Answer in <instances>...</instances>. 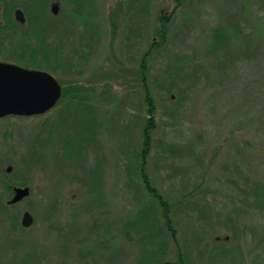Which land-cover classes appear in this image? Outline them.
<instances>
[{
    "label": "rangeland",
    "instance_id": "1",
    "mask_svg": "<svg viewBox=\"0 0 264 264\" xmlns=\"http://www.w3.org/2000/svg\"><path fill=\"white\" fill-rule=\"evenodd\" d=\"M256 2L248 5L247 12L256 21L246 15L252 22L246 34L258 42L264 38L260 11L264 5ZM242 3L183 0L173 18L167 47L160 52L156 49L147 63V85L157 122L147 171L164 197L179 198V190L199 178L206 206L202 231L204 236L211 234L214 264H264V258H257L259 241L264 237V209L260 212L239 201L232 203L231 196L241 198L239 184L243 182L230 165L237 159L248 178L264 182V90L260 85L264 86V69L258 70L253 58L239 63L232 57L226 62L223 59V67L217 69L214 64L220 53L209 55L214 31L230 26L222 10L235 14ZM147 4L148 0H85L76 14L72 0H62L59 18L38 8V32L16 31L0 41L1 55L25 65H51L63 87L79 85L87 90L83 96L89 99L84 108L69 102L73 95L68 100L62 95V101L44 115L0 121V177L23 178L32 192L8 207L13 193L9 195L4 179L0 181V206L8 207H0V264H24L31 251L34 255L27 264H139L142 257L150 262L137 239L155 234L163 224L159 215L158 222L154 219L159 204L147 196L139 175L134 174L139 161L136 152L149 116L139 72L143 56L156 40L158 15H171L176 4L174 0ZM82 34L95 41L88 53ZM128 36L133 46L130 52L126 50ZM228 37L232 38L228 47L237 51L242 44L240 36L231 30ZM181 66L187 73L209 77V85L203 84V90L186 107V103L177 102V88L172 100L163 96V87L170 84L168 73L178 75ZM218 92L224 98L214 117L209 114L208 100ZM129 99L133 105H124ZM91 130L96 131V144L85 156H77L73 143ZM187 141L189 147L181 156L163 153L164 146ZM65 150L73 157L68 158ZM33 154L39 163L32 160ZM197 155L205 164L203 168L196 165L200 160ZM98 163L104 222L94 219L96 209L84 208L86 196L80 184L90 167ZM176 210L172 209L171 217L177 235L166 259L175 261L179 248L195 263L194 228L185 230L186 211ZM235 210L246 212L237 215ZM25 212L34 218L29 228L22 225ZM15 217L22 229L10 227L9 221ZM229 218L238 222L233 230L228 226ZM105 222L110 223L108 230ZM19 240L27 246L19 247Z\"/></svg>",
    "mask_w": 264,
    "mask_h": 264
},
{
    "label": "trees",
    "instance_id": "2",
    "mask_svg": "<svg viewBox=\"0 0 264 264\" xmlns=\"http://www.w3.org/2000/svg\"><path fill=\"white\" fill-rule=\"evenodd\" d=\"M242 1V0H241ZM152 0H148L147 6L151 4ZM176 4V8L171 15H167L166 13H160L158 15V26L155 29V36L156 40L151 44L150 48L146 52V54L143 56L142 62H141V68H140V78L144 85V103L147 106V113L148 117L146 119V122L144 124V128L142 130L143 133V141L141 143V148L138 152H136V155L139 158L138 164L136 165L134 169V174L139 175L140 181L143 184V187L146 190L147 196L149 198H152L157 204H159V207L154 210V215L156 216L154 219L156 222H158V215L161 217V223L162 226H159V229L157 232L149 233L146 236H140L137 240L145 249L146 254L150 257V262L147 260L148 263L145 262L144 258L142 257L139 261V264H214V261L216 257L214 256V246L212 245L213 241L211 240V234L208 233L204 236V231H202L205 218V205L203 202L205 201V193L200 192L199 189V178H194V180L190 183L189 186L185 184V186L182 189L179 190L180 197L176 198L173 195H168V197H164L161 195L158 191V189L154 186L153 181L151 180L148 171H147V160L150 156L152 147H153V132L157 127V122L155 117V107L153 102V97L151 95V89L147 85V77L149 75V67L147 65L149 59L151 58L153 52L157 49L158 52L162 51L165 47H167V44L169 42V34L171 32V26L173 23V18L176 14L177 9H180L182 6L183 0H174ZM260 3V5H264V0H257L256 3ZM2 3L5 16L7 21L11 24V18L10 14H12L13 10L18 7H22L18 5L17 2L14 3H8V2H2L0 0V4ZM253 4V0H243V3L241 5L240 9H237L235 11V14L229 13V11L222 10L224 13L227 23L230 26H227L226 29L223 28H217L214 31L213 36V42L211 44V49L209 51V55L213 56L220 53V57H216L217 61L214 64L217 69L219 68V65L221 68L223 67V59L226 61H229V58H233L234 61L237 59L239 63H244L249 58H253L258 62V70L260 68L264 69V38L259 39L257 42L252 38L253 35H251L252 32H250V37L246 34V31H251L252 21H256V17H252L248 12L249 6ZM249 5V6H248ZM32 8V5H29ZM29 6L27 7V14L29 16V20L34 22V31L38 32L40 29V17H38L35 13L31 12V8ZM75 13H80V2L75 1ZM261 15L264 16V7H262ZM242 12H245L242 14ZM148 13V11H147ZM226 13V14H225ZM229 13V14H228ZM250 19H248L247 17ZM247 18V19H246ZM246 22V23H245ZM249 22V23H247ZM115 29H113V34L115 36ZM233 31L235 35H239L241 41H239L242 44H239V48L237 51H232L231 47H228V45L232 42V38L228 37L229 32ZM241 30L244 32L241 33ZM0 39H6L5 35L1 34ZM130 36L127 37V44H126V50L127 52H130L132 50V44L129 43ZM129 43V44H128ZM135 45V44H134ZM228 57V58H225ZM236 62V64H238ZM171 66V65H170ZM182 68L179 69L178 75H173V72L168 73V82L170 81V84L168 87H163V96L166 100H172L173 96L171 94L175 93L176 88L177 90V102L180 103V101L186 103L184 107L187 106L189 102L193 100L195 95L203 89H200V87L204 84L209 85V77L208 75L204 74L203 76H198L196 73H187L186 69L181 66ZM28 68L32 69H42L46 71H50L51 73L56 75L57 69L56 68H50L48 65H28ZM204 77V78H203ZM60 80V79H59ZM61 84L63 86V81H61ZM180 85H183L180 88ZM261 90H264V86L260 84ZM79 85H68V87H63V99L68 100V97L70 95H73L69 102L71 103H78L79 106L84 105V108H86L88 98H85L83 95L87 94L84 93L87 90L78 87ZM222 92V90H220ZM221 92H218L217 94L214 93V95H211L208 100L209 105V114L211 116L217 117V110L221 106L222 98H224V95H222ZM218 96V97H217ZM221 98V99H218ZM62 101V100H61ZM126 101V100H125ZM83 104V105H82ZM125 104L133 105L132 99H129ZM97 142L96 138V131L91 130L90 132H87L84 137H82L80 140H77L73 143V148H75L77 156L80 155L82 157V154L84 156L87 154L88 150L91 149V146L95 145ZM189 141L184 143H179V146H176L177 144L172 145H166L163 147V153L168 154L171 153L174 156L178 155L181 156L184 151L189 147ZM188 144V145H187ZM182 145V146H181ZM90 147V149H89ZM65 155L68 158H72L73 154L71 151L65 150ZM195 154V153H194ZM135 155V157H136ZM200 155V154H199ZM76 156V157H77ZM198 156V155H197ZM201 156V155H200ZM199 157V156H198ZM31 158L36 163L38 162V156L36 154L31 155ZM34 158V159H33ZM196 164L197 166L203 168L205 165L203 160L199 157ZM31 160V161H32ZM231 168L233 169L232 172L234 174H238L241 178V182H243V185H240V192H241V198L237 196H231L232 203L235 204V202L239 201L243 203L244 206L251 208L255 211H262L264 209V182L261 179L251 180L248 178L245 173L243 172L242 167L240 166V163L237 161V159H234L233 162L230 164ZM225 169H228V166L225 167ZM2 171V169L0 170ZM2 174V173H1ZM101 165L93 164L90 169L88 170L87 175L80 180V184L82 185V188L84 189V195L86 196V201L83 203L84 208L87 210L96 209L94 213V219H100L101 222H104V215H102V209L104 207V203L102 202L103 199V193L101 189ZM4 179V182H3ZM2 180V184L5 188V191L8 192L9 195H12L13 188L15 186H28V183L24 182L25 180L23 178H13L8 179L6 177H0V181ZM233 184L235 181H231ZM236 183V182H235ZM235 185V184H234ZM235 186H238L235 185ZM172 196V197H171ZM8 205V204H7ZM11 205H8L10 207ZM2 210H7V206H0ZM173 207V208H172ZM177 208L182 210L185 209L186 212L183 211L184 214H186L187 217V225H184L185 230L190 229L192 227V235L191 238L194 242V255L195 257V263L191 261L190 257L187 254H183L182 251H179L177 253V258L175 261H168L166 259L168 252L170 251V247L172 245V240H175L176 238V229L173 228L172 225V217L171 213L173 212L172 209ZM158 209L160 210V214H158ZM97 210L99 212H97ZM237 215H240V213L246 212L245 210L237 211L235 210ZM182 213V212H181ZM198 213L199 215H196ZM195 216L197 218H195ZM239 217V216H238ZM98 221V220H97ZM163 221V222H162ZM10 227H16L21 228L20 221L17 217L10 219ZM228 222L230 225H228L231 230H233L234 224L238 223L237 220L229 218ZM0 224H3V222L0 220ZM97 225V223H95ZM20 226V227H18ZM107 230L110 228V223L105 222L103 224ZM22 229V228H21ZM207 231V229H206ZM168 233H171V237H168ZM128 234V233H127ZM235 235V234H234ZM129 237V234L127 235ZM146 238L148 239V242H146ZM17 245L19 247L25 248L27 245L22 244V242L19 240L17 242ZM259 247L261 248L259 253L257 254V258H264V237H262L259 241ZM34 252L27 253V257L24 259V264L29 263V260L31 257H33ZM188 257H186V256ZM241 264V263H240Z\"/></svg>",
    "mask_w": 264,
    "mask_h": 264
},
{
    "label": "water",
    "instance_id": "3",
    "mask_svg": "<svg viewBox=\"0 0 264 264\" xmlns=\"http://www.w3.org/2000/svg\"><path fill=\"white\" fill-rule=\"evenodd\" d=\"M58 6H54L57 13ZM20 21H24V13L16 12ZM62 97V86L50 73L42 70L25 69L18 65L0 62V118L16 116H36L45 114L54 108ZM11 171V168L8 170ZM29 187H15L14 196L9 201L15 205L29 197ZM34 218L25 212L22 225L29 228Z\"/></svg>",
    "mask_w": 264,
    "mask_h": 264
},
{
    "label": "flooded vegetation",
    "instance_id": "4",
    "mask_svg": "<svg viewBox=\"0 0 264 264\" xmlns=\"http://www.w3.org/2000/svg\"><path fill=\"white\" fill-rule=\"evenodd\" d=\"M2 2H8V3H14L17 2L18 5L22 6V7H18L15 8L12 12V14H10V18H11V24L7 21L6 16H5V12H4V8L2 3L0 4V35L3 34L5 35V38L7 39L8 36L12 35L14 32L18 31V32H22V33H33L34 32V22L29 20V16L27 14V7L29 5H32L31 8V12L35 13L38 17L41 18L40 13L38 11L39 7H42V10H47L48 13H50L51 17L54 18H59L60 15V11H61V1L62 0H1ZM75 1L80 2V5L82 6V4H84L85 0H72V3L75 6ZM57 5L58 9H57V13L54 11V6ZM80 6V7H81ZM18 10H21L24 13V17L25 20L24 21H20L17 16H16V12ZM81 11V9H80ZM79 14V13H77ZM82 38H84L86 40V44H84V49L85 51L88 53L89 51H92L94 49V42H93V38L92 36L81 35ZM1 38V37H0ZM1 41V39H0ZM0 61H7L9 63H14L16 65H19L21 67L24 68H28V65H25L19 61H17L16 59L7 57V56H3L0 54ZM50 67H53L51 65H48ZM8 118H19L17 116H8V117H4V118H0V121L4 120V119H8ZM12 170V167H9Z\"/></svg>",
    "mask_w": 264,
    "mask_h": 264
}]
</instances>
